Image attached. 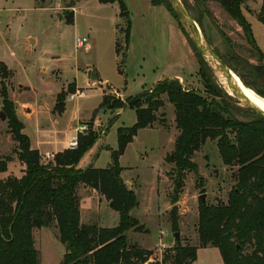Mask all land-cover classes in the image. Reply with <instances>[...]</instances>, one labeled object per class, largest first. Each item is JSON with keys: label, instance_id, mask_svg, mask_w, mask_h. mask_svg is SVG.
Returning <instances> with one entry per match:
<instances>
[{"label": "rangeland", "instance_id": "374dc122", "mask_svg": "<svg viewBox=\"0 0 264 264\" xmlns=\"http://www.w3.org/2000/svg\"><path fill=\"white\" fill-rule=\"evenodd\" d=\"M123 1L130 19L129 49L125 37L127 17L121 16L117 3H103L99 0H0V114H5V119L0 117L2 133L11 134L4 111L3 89L7 93V99L13 103L15 115L22 122V111L16 104L17 101L35 104L39 99L44 106L46 103L50 106L52 104L55 109L58 94L65 91L66 106L67 100L78 90L76 82L70 81L76 77L79 85L86 88L87 79L91 75L94 79L97 77L96 69L110 82H102L101 79L94 83L95 86L84 90L88 92V96H75V99L69 100V107H79L82 116L90 115L99 108L101 87L112 97L123 99L117 92L118 88L111 84L120 87L123 93L134 96L144 89L148 91L153 88V82L159 78L179 74L188 78H175L184 88L204 92L205 83L200 73L203 65L208 66L205 69L213 82L232 98L237 108L234 115L245 121L254 118L256 113L249 111L229 90L223 75L204 57L207 64L201 62V55L187 38L167 3L154 6L152 0ZM182 1L215 51L226 59L237 56L238 59H232L233 64L254 89L264 93V61L251 58L250 46L242 27L221 3L218 0ZM248 3L254 10L248 12L247 20L264 51V24L255 14V9H260L262 0H248ZM72 16L74 20L69 22ZM77 37H87L88 46L77 47ZM31 38L35 43L31 42ZM69 88L73 90L68 91ZM256 90L254 91L259 94ZM126 99L127 97L123 100ZM25 105L30 107L29 104ZM54 109L53 112L57 114ZM104 110L107 112L98 110L103 121L99 129L94 124L97 113L89 121L80 119L88 124L89 132L97 134L99 143L104 135L106 122L109 126V116L116 114L110 109ZM163 111L166 123L159 122L156 127L140 129L121 155L120 162L126 167L125 175L132 180L138 197V205L132 209L131 214L146 229L128 230V241L139 246H153L150 250L158 258H161L164 249L169 250L177 244L174 236L177 231L180 232L183 244L199 246L201 195L205 194V201L210 204L228 200L229 193L236 184L237 170V166L223 163L216 141L208 140L193 156L198 173L186 170L184 187L178 201L174 203L177 169L173 160L179 130L176 127L174 105L167 97ZM133 113V109L127 107L121 120L115 119L114 122L131 125L135 122ZM113 129L114 126L111 125L107 142L117 147V134ZM109 149L112 150L103 148L98 165H107ZM172 210L177 216V225L174 227ZM111 211L118 214L110 209ZM98 214H94L93 220L99 217ZM38 232L43 234L40 240ZM35 239L40 257L47 253L50 258L53 257L51 264H59L63 247L49 229L36 228ZM251 250L247 247L244 252ZM191 264L224 262L219 249L208 246L198 248L197 259Z\"/></svg>", "mask_w": 264, "mask_h": 264}, {"label": "trees", "instance_id": "16d2710c", "mask_svg": "<svg viewBox=\"0 0 264 264\" xmlns=\"http://www.w3.org/2000/svg\"><path fill=\"white\" fill-rule=\"evenodd\" d=\"M99 1L119 4L121 16L127 17L125 37L128 45L130 19L124 1ZM218 1L242 27L251 58L263 62L264 51L258 45L242 9L248 0ZM163 2L177 18L168 0H152L155 6ZM257 17L264 24V0ZM73 20L74 16L69 18V22ZM220 56L245 85L254 89L233 64L232 59H238L237 56L228 59ZM201 59L203 64L206 63L202 55ZM206 67H200L204 92L186 89L175 78L160 80L150 90L129 96L125 101L106 92L94 115L99 109H110L114 113L127 107L135 109L137 114L133 125L118 127V147L111 150V162L106 167H77L97 141V134L93 131L79 135V145L75 150L65 149L57 152L53 159L43 161L39 150L31 147L30 138L22 131L24 124L15 115L13 103L7 99L3 89L4 111L16 142L13 153L25 163L26 168L21 177L10 174L0 179V264H41L33 234L34 229L41 227L59 230V238L65 245L61 264H146L153 255L152 250L129 242L127 237L130 229H146L131 214L138 205V197L121 175L120 157L140 129L155 127L159 122L166 123L163 111L165 97L174 105L179 130L173 160L177 169L173 202L178 201L184 187L186 170L198 173L193 156L208 140L216 141L223 163L237 166V170L236 184L228 200H219L216 204L200 201L199 246L177 242L173 248L164 251L162 264H191L197 259L198 248L208 246L219 249L224 264H264V116L253 110L256 114L252 120L237 118L232 98L213 82ZM262 68L264 73V62ZM257 92L264 97V93ZM65 95L66 92L61 91L57 96L54 110L58 113L65 109ZM115 119L114 114L109 125ZM12 159V154L0 155V172L7 171ZM83 186L96 189L106 197L111 208L119 212L117 226L102 227L97 222H81L80 190ZM171 219L172 226H176L177 216L173 210ZM247 247L252 250L244 252Z\"/></svg>", "mask_w": 264, "mask_h": 264}, {"label": "crops", "instance_id": "0c3cea01", "mask_svg": "<svg viewBox=\"0 0 264 264\" xmlns=\"http://www.w3.org/2000/svg\"><path fill=\"white\" fill-rule=\"evenodd\" d=\"M113 3H117V2H113ZM242 9H243V12H244L246 17H247V14L249 11L254 10L253 8H251V4L248 3V1L243 4ZM258 11L259 10L255 9L256 15H257ZM180 33L183 36L181 29H180ZM117 42H118V39H117ZM117 42H116V44H117ZM34 43H35V41H34ZM258 45L260 46V45H262V43L260 42V44H259V42H258ZM129 48H130V42H129L128 49ZM116 50H117V45H116ZM191 54H192V51H191ZM192 56H193V54H192ZM96 72L98 75L95 79L93 78L92 75H91V77H89L87 79V82H86L87 87L86 88H82L79 85L80 83L76 80V77L73 80H71L70 82L75 81L76 87L80 91H84L85 89H88L91 86H95L94 83H97V81H99V80L101 81V79H102V82L103 81L104 82H110L107 79H104L97 69H96ZM89 75H90V73H89ZM176 77L177 78L180 77L181 79L182 78L188 79V78L184 77L183 75H179V74L172 75L168 78H176ZM160 80H163V79L159 78L156 81H154L153 84H156ZM70 82H68V83H70ZM68 83H66V84H68ZM111 85L113 87L120 89V91L117 89V92H119V94L122 95L123 99L125 97L133 96V95H129L127 93H123V91H121L120 87L114 86L113 84H111ZM97 86H99V85H97ZM143 91H141V92H143ZM84 93L85 94L83 96H88L87 91H84ZM105 93H106V91L103 90V88L101 87L100 99H99L98 104H100L102 102V99H103V96ZM70 99L71 98H69V100ZM73 99H75V98H73ZM69 100H67L64 111L62 113H57V114L53 112L54 105L52 106V104H51V106H50L46 103L44 106V104H42L41 101L39 102V99L35 104H33V103L22 104L20 101L16 102V104L18 105V107H20V110L22 111L21 119H22V122L24 123L23 132L25 134H27L28 137L30 138L31 147L39 150L40 154L42 155L43 161H47V160L51 159L53 157V155L56 154L57 152L68 149L69 148L68 147L69 140H70L71 136L75 133V127L78 124L83 123L80 121V119L89 121L92 118V116L94 115V113L92 112L90 115L82 116L81 113L79 112V107L74 108V109H73V107H71V108L69 107ZM25 104H29L30 107H28ZM126 110H127V108H124V109H121L119 112H115L117 121H118V119L121 120L123 113ZM103 111L107 112V110H104V109H103ZM133 112H134L133 113L134 117H132V118H135V122H136L137 114H136L135 109H133ZM111 116H109V118H111ZM102 122H103L102 118L100 117L99 112H97L96 119L94 120L95 127L99 129ZM133 124H131V125H133ZM107 125L108 124L106 122V124L104 126L105 132H104L103 137H101L100 143H99V141H97L93 145V147L85 153V155L83 156V158L80 160L79 164L77 165L78 168L85 169L91 165H93L95 167H102V166L98 165V159H99V156H100L103 148L116 149L118 147V139H117V147H114V145H110V143L107 142L111 125L114 126L113 131H115L116 134H117L118 127H120V126H131V125H120L118 122H113L109 126H107ZM147 128H149V127H147ZM15 147H16V142L13 139L12 134H10L9 132L2 133V131H0V155L1 156L10 155V153L13 152ZM109 151H110V149H109ZM47 154H49L50 157H47ZM108 155H109L108 156V163L106 166H108L111 162V151H110V154H108ZM12 156H13V159L8 163L7 171L0 172V179H4L10 174H14L18 177H21L24 174V170L26 168L25 163L22 162L18 158L16 153L12 154ZM121 161H122V156L120 157V162ZM106 166H103V167H106ZM121 166L123 168L121 175H122L124 181L127 183L129 188L134 190L132 180L127 178L125 175V168L126 167L123 164H121ZM81 191L82 192H80V195H81L80 212H81V222L82 223L88 224V223H92V221H95L97 223L99 222V225L102 227H115L119 224V222H120L119 212L114 210L113 208H111L109 201L106 199V197L104 195L100 194L96 189L91 188V187H84L83 186L81 188ZM110 209L116 211L118 214H115L112 211L110 212ZM95 213H96V215L99 213L98 214L99 217L96 220H93L92 217L95 216L94 215ZM44 228L49 229L52 236L54 238H56L59 241V243H61V246L63 247V255H62L61 261L59 263V264H61V262L64 258V254H65V245L61 242V240L59 238V230L56 227H44ZM33 234H34V239H35L36 229H34ZM37 234H38V238L40 240L41 237L43 236V234L41 232H38ZM35 245H36V239H35ZM140 246L143 248H147V249H150L153 247V246L146 247V246H143L141 244H140ZM52 259H53V257L50 258V256H48L47 253L43 254L42 257H40L41 264H46V263L51 264Z\"/></svg>", "mask_w": 264, "mask_h": 264}, {"label": "water", "instance_id": "95a60500", "mask_svg": "<svg viewBox=\"0 0 264 264\" xmlns=\"http://www.w3.org/2000/svg\"><path fill=\"white\" fill-rule=\"evenodd\" d=\"M168 2L170 3L179 22L181 23V25L187 32L193 44L196 46V48L201 53V55L209 62V64H212V66H214L223 76H225L226 81L228 83V87L235 94V96L241 101V103L245 107L250 108L254 110L256 113L264 116V110L259 108L240 88V86L238 85L234 77V74H236V72H234V70L221 58V56L215 51V49L206 39L200 26L198 25L196 20L193 18V16L190 14V12L187 10L183 1L182 0H168ZM31 42L34 43V39L31 38ZM245 86L248 87L247 85ZM0 117L2 119H5V114L1 112ZM205 198H206L205 194L201 195V200L203 202H205ZM174 236L176 238V241L180 242V232L178 231L175 232Z\"/></svg>", "mask_w": 264, "mask_h": 264}, {"label": "built area", "instance_id": "2783aa9c", "mask_svg": "<svg viewBox=\"0 0 264 264\" xmlns=\"http://www.w3.org/2000/svg\"><path fill=\"white\" fill-rule=\"evenodd\" d=\"M77 47H83L88 46V38L87 37H77ZM85 93L84 91L77 90L76 93H73L70 98L73 99L78 96H83ZM89 131V126L87 123H80L75 127V133L71 136L69 140V149L75 150L79 145V135L85 134ZM47 157H50L49 154H47ZM163 247H166L164 244H162ZM165 251V249L163 250ZM163 254L161 255V258L155 257L154 254L149 258V260L146 262V264H161L162 262Z\"/></svg>", "mask_w": 264, "mask_h": 264}, {"label": "bare ground", "instance_id": "6f19581e", "mask_svg": "<svg viewBox=\"0 0 264 264\" xmlns=\"http://www.w3.org/2000/svg\"><path fill=\"white\" fill-rule=\"evenodd\" d=\"M225 78V76H223ZM235 80L245 94L261 109L264 110V98L259 96L255 91L246 87L238 75L234 74ZM226 79V78H225ZM230 90V89H229Z\"/></svg>", "mask_w": 264, "mask_h": 264}]
</instances>
